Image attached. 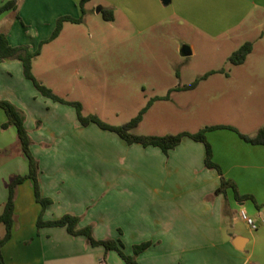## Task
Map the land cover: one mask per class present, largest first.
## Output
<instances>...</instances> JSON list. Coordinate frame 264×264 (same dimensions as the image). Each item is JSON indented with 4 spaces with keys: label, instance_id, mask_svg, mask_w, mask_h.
<instances>
[{
    "label": "crops",
    "instance_id": "1",
    "mask_svg": "<svg viewBox=\"0 0 264 264\" xmlns=\"http://www.w3.org/2000/svg\"><path fill=\"white\" fill-rule=\"evenodd\" d=\"M9 1L16 8L0 15V33L10 46H27L31 52L50 37L58 18L81 16V0H0V6ZM145 4L157 10L149 20L144 15ZM125 7L121 14L134 29L178 22L211 43L233 42L238 48L251 43L250 54L235 66L238 79L264 86V0H168L167 5L161 0H128ZM112 9L107 10L114 19ZM72 25L78 24L64 23L58 37L43 44L37 57ZM190 51L192 54L193 48ZM180 77L176 74V81L170 82V94L181 93L176 89L188 85ZM0 99L23 112L29 149L38 164L39 193L51 201L44 210L34 201L32 221L24 226L19 214L25 211L17 210L20 199L29 200L33 189L28 180L18 186L11 238L1 248L4 264H124L116 253L91 247L84 237H72L64 228H36L39 215L42 221H53L65 214L79 217V228L91 226L95 240H119L127 255L132 254L133 246L150 242L136 257L137 264H264V146L241 140L235 148L243 156L230 155L232 164H226L212 147V161L221 176L235 185L239 195L253 199L238 202L231 189L214 194L221 176L204 167L203 144L184 138L164 155L158 148L127 145L100 129L105 132L102 136L96 129L87 135L91 124L82 127L75 113L58 111L59 103L51 101L53 105L48 106L49 99L24 78L17 60L0 63ZM38 104L51 112L43 116ZM4 122L0 110V161L10 152L14 139L6 137L13 128L1 129ZM98 135L114 143L116 153L106 155L105 163L111 175L108 169L104 178L90 173L80 176L70 160L80 149L91 147L89 142ZM24 159L26 168L22 165L17 170L10 161L0 173V207L7 198L9 179L28 172ZM234 169L237 175L230 176ZM242 210L254 221L255 230L239 220Z\"/></svg>",
    "mask_w": 264,
    "mask_h": 264
},
{
    "label": "rangeland",
    "instance_id": "2",
    "mask_svg": "<svg viewBox=\"0 0 264 264\" xmlns=\"http://www.w3.org/2000/svg\"><path fill=\"white\" fill-rule=\"evenodd\" d=\"M127 1L91 0L86 3L84 15L80 16L82 22L68 26L60 38L51 46H44L42 55L32 62L31 72L38 82L58 98L79 103L83 116L95 115L111 126L127 123L154 95H168L167 100L152 103L150 111L131 131L133 135L194 134L206 127L230 126L243 135L254 137L264 126V86L255 81L247 84L239 81L238 68L228 61L238 45L205 41L178 22L134 29L121 14ZM101 7L105 10L115 7L112 21H105L96 13ZM143 10L148 20L157 12L147 4ZM183 46L193 48V53L183 57L180 54ZM211 70L222 73L209 77L207 82L201 81L192 91L169 93V84L176 81V74L181 75L183 84H189ZM144 83L147 86L143 89ZM152 83L154 88H151ZM48 103V106L53 105L51 100ZM41 105L38 104V111L47 116L51 110ZM58 107V111L75 113L72 106L60 104ZM89 129L85 131L87 135L94 129L101 136L105 133L94 125ZM6 133V137L12 135L14 139H11L10 152L0 161V173L10 161L17 170L22 165L26 168L15 131L11 129ZM103 138L98 135L94 140L92 137L91 147L80 149L72 156L70 161L78 175L106 176L110 169L105 164L106 155L115 154L116 150L111 139ZM207 142L226 164H232L229 163L230 155L243 156L235 148L242 142L232 131L208 132ZM85 162L91 163L90 166L84 167ZM109 173L111 175V169ZM237 173L234 169L230 176ZM36 206L31 192L29 200L20 199L17 211H25L19 214L21 224H30ZM237 216L242 221L239 214ZM3 234L4 227L0 225V238Z\"/></svg>",
    "mask_w": 264,
    "mask_h": 264
},
{
    "label": "trees",
    "instance_id": "3",
    "mask_svg": "<svg viewBox=\"0 0 264 264\" xmlns=\"http://www.w3.org/2000/svg\"><path fill=\"white\" fill-rule=\"evenodd\" d=\"M89 0H81L79 3V8L81 16L84 15V4ZM15 2L9 1L0 6V15L5 12L15 10ZM100 14L105 21H112L113 16L110 11L100 8ZM82 22V17L73 19L68 16L60 17L57 19L55 28L51 33L50 37L46 41H42L39 44L37 50L31 52L27 46H16L12 47L9 45L6 36L0 33V63L4 60H17L21 63L22 73L26 80L30 81L35 88V90L44 98L51 100L52 102L65 104L72 106L75 109V114L77 121L82 127H87L90 124L95 125L98 129L102 131H107L115 134L119 139L124 141L127 145L137 144L146 147L158 148L164 155H167L168 151L174 149L178 146L182 139L189 138L194 142L203 144L205 149L204 157V167L208 170H215L220 176L219 167L212 161L211 147L207 142L206 135L208 132L214 130H228L234 132L240 140L251 145L264 146V126L261 127L254 137H248L239 133L236 129L230 126H216V127H206L199 130L197 133L190 134L186 132L178 133L175 135H165V136H137L133 135L131 131L135 129L139 123L142 121L143 116L146 114L148 109L151 107L152 103L159 100H167L168 95L165 97H154L147 101L145 106L137 113L135 117L129 120L127 123L121 126H111L102 122L95 115L83 116L81 113V105L75 102H66L61 98L54 95L51 90L44 87L38 80L33 76L32 62L35 57L39 55L40 47L43 44L49 43L55 40L64 23L80 24ZM252 50L251 43H244L236 51H234L228 58L231 65L238 66L243 64L246 57L250 54ZM222 73L221 71H209L198 77L193 82L186 86L177 88L178 92H186L194 90L201 81L206 80L209 76ZM0 110L4 113L6 117V122L1 125V129L5 130L7 128H13L16 134V139L20 145L21 152L27 160L28 172L24 176L16 175L12 176L7 184V198L2 205V212L0 213V225L4 227V234L0 238V264H4L1 248L6 242L11 238L12 227L14 224V203L16 198V191L18 186H20L24 181L28 180L32 183L34 201L40 205L41 209L44 210L51 201L46 198H42L39 193L37 185V172L38 164L30 152L31 140L24 126V114L18 108H16L12 103L6 100L0 99ZM226 189H231L233 192V197L236 201L242 202L245 200H253L251 196H241L237 193L235 185L229 181L225 180L222 176L220 179V186L215 191V195L224 194ZM80 218L72 215L65 214L57 220L53 221H42L39 215L36 221V228H64L68 235L72 237L82 236L85 238L87 244L91 247H102L105 252H114L120 258L124 264H137L136 257L144 252L148 247H150V242H144L132 247V254L127 255L123 252L122 244L119 240L105 239V240H95L92 236L91 226H85L79 228Z\"/></svg>",
    "mask_w": 264,
    "mask_h": 264
},
{
    "label": "built area",
    "instance_id": "4",
    "mask_svg": "<svg viewBox=\"0 0 264 264\" xmlns=\"http://www.w3.org/2000/svg\"><path fill=\"white\" fill-rule=\"evenodd\" d=\"M239 217L252 230H255L257 228L254 221L243 210L239 212Z\"/></svg>",
    "mask_w": 264,
    "mask_h": 264
},
{
    "label": "water",
    "instance_id": "5",
    "mask_svg": "<svg viewBox=\"0 0 264 264\" xmlns=\"http://www.w3.org/2000/svg\"><path fill=\"white\" fill-rule=\"evenodd\" d=\"M161 2H162L163 5H167V4H168V0H161ZM96 13H97V14L100 13V10L97 9V10H96ZM180 54H181L183 57H186V56H189V55L191 54V51H190V49H189L188 47L183 46V47L181 48V50H180Z\"/></svg>",
    "mask_w": 264,
    "mask_h": 264
}]
</instances>
